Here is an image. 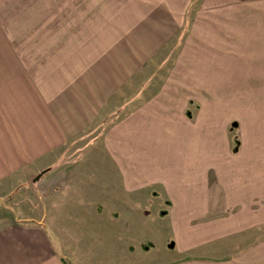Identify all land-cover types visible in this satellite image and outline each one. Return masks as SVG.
I'll use <instances>...</instances> for the list:
<instances>
[{
    "label": "rangeland",
    "instance_id": "rangeland-1",
    "mask_svg": "<svg viewBox=\"0 0 264 264\" xmlns=\"http://www.w3.org/2000/svg\"><path fill=\"white\" fill-rule=\"evenodd\" d=\"M0 1L11 38L9 73H24L26 90L42 92L43 111H53L61 127L82 124V98L80 108L87 103L91 112L83 122L90 125L44 162L0 180V227L20 220L50 233L53 212L67 199L62 192L81 187L74 177L85 164L93 168L83 155L105 154L117 121L159 99L172 121L180 115L174 122L185 144L200 149L202 173L209 174L203 204L218 209H203L190 222L193 211L172 209L171 200L163 208L140 204L137 239L117 243L113 222L126 217L106 208V228H99L106 264H264V0ZM106 167L113 168L108 159ZM226 173L236 184L224 182ZM225 187L243 192L250 209H221ZM226 218L233 233L230 224L223 232L213 226ZM63 245L77 256L86 250L82 241ZM249 249L261 253L241 258Z\"/></svg>",
    "mask_w": 264,
    "mask_h": 264
},
{
    "label": "crops",
    "instance_id": "crops-1",
    "mask_svg": "<svg viewBox=\"0 0 264 264\" xmlns=\"http://www.w3.org/2000/svg\"><path fill=\"white\" fill-rule=\"evenodd\" d=\"M3 20L4 9L0 1V180L7 177L10 171L44 162L49 158L45 156H51L55 149L65 145L75 131L84 130L90 125V122L83 124L85 119L91 120L87 103L85 108H80L85 102L82 98L76 109L81 120L77 116L75 118V121L79 119L82 124L64 123L61 127L53 111L50 110V116L43 111L42 92L35 87L33 91L26 90L24 73H9L8 50L11 38ZM162 95L163 91L159 93V96ZM63 97L67 99V95ZM158 98L156 96L154 99ZM159 102V99L153 100L118 120L113 126L114 142L104 141L103 152L107 154L82 156L84 162L93 163L95 169H86L88 166L85 164L74 177V181L80 183L81 187L72 186L70 191L64 189L62 194H66L67 199L53 212L52 218L56 221L48 224L51 227L50 233L40 224H29L28 221L22 223L20 220L0 227V264H64L63 255L76 259L77 264H106L105 232L100 233L99 230L100 227L102 231L106 228V208L117 210L119 217H126L124 222L122 219L113 222V238L117 243L137 239L136 211L140 204H162L163 208V202L171 200L174 205L172 209L193 211L189 215L192 218L190 222L203 209H218L216 205L203 204L207 203L205 195L209 193L208 190L203 192V176L209 177V174L202 173L199 148L193 143L185 144V132L179 131L178 123L174 122L180 120V115L172 121L169 108L161 107ZM66 106L60 105V108ZM69 114H64L62 120H66ZM185 124L186 121L183 122ZM106 159L112 163L113 168L107 169ZM223 177L224 182L236 184L233 176L229 177L226 173ZM224 192L227 194L226 204L221 209H234L240 204L243 210L250 209V199L240 190L225 187ZM224 221L213 225L216 231L219 228L222 232L227 231L230 224L229 231L233 233V224L227 218ZM246 223L249 225V221ZM183 226L181 224V228ZM181 228L180 234L183 231ZM55 240H59L64 247L63 254L59 252ZM91 240L102 244L91 246L88 243ZM74 241H82L86 248H81L82 252L78 256L70 252L69 246L63 245ZM255 251L249 249L241 258L260 255V251ZM113 257L116 259L119 255Z\"/></svg>",
    "mask_w": 264,
    "mask_h": 264
},
{
    "label": "trees",
    "instance_id": "trees-1",
    "mask_svg": "<svg viewBox=\"0 0 264 264\" xmlns=\"http://www.w3.org/2000/svg\"><path fill=\"white\" fill-rule=\"evenodd\" d=\"M63 263H64V264H71V263L68 262V260H66V259H63Z\"/></svg>",
    "mask_w": 264,
    "mask_h": 264
},
{
    "label": "water",
    "instance_id": "water-1",
    "mask_svg": "<svg viewBox=\"0 0 264 264\" xmlns=\"http://www.w3.org/2000/svg\"><path fill=\"white\" fill-rule=\"evenodd\" d=\"M40 176H41V175H40ZM40 176H38V177L36 178V180H37Z\"/></svg>",
    "mask_w": 264,
    "mask_h": 264
}]
</instances>
